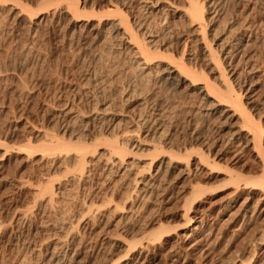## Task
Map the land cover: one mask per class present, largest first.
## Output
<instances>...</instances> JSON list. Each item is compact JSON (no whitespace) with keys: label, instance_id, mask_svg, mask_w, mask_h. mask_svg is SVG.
<instances>
[{"label":"rangeland","instance_id":"obj_1","mask_svg":"<svg viewBox=\"0 0 264 264\" xmlns=\"http://www.w3.org/2000/svg\"><path fill=\"white\" fill-rule=\"evenodd\" d=\"M143 1L0 0V264H52L50 252H66L63 264H114L127 254L125 243L161 225L171 227V235L137 248V264H264V206L254 209L261 195L253 196L252 208L243 182L240 188L227 183L231 170L259 176L263 159L252 144H238L240 129L249 130L240 114L234 116L230 105L217 106L196 85L205 77L219 79L199 52L201 44L193 42L197 35L185 15L186 1L159 0L151 11ZM199 1L207 12L208 36H218L230 50L234 85L245 88L242 102L259 115L264 0ZM122 17L140 40L153 38L149 69L121 38ZM158 53L176 62L184 55L198 75L182 78ZM67 105L81 118H65ZM103 105L118 114L113 134L133 137L136 131L142 143L128 154V162L136 160L132 177L148 174L150 161L165 163L161 171L167 176L144 197L133 193L131 176L105 168L106 146L92 142L97 130L108 135L106 122L91 118ZM66 125L76 138L88 137L92 151L97 148L95 164L86 163L83 176L74 158L44 150L53 136L63 137ZM156 146L164 152L155 153ZM173 152L187 154L183 164L167 165ZM196 152L228 171L205 165L191 177L181 176L189 155L190 163L199 162ZM198 184L218 189L194 203L191 216L198 219L199 235L184 244L180 237L190 227L183 216ZM46 186L53 187L54 202Z\"/></svg>","mask_w":264,"mask_h":264},{"label":"bare ground","instance_id":"obj_2","mask_svg":"<svg viewBox=\"0 0 264 264\" xmlns=\"http://www.w3.org/2000/svg\"><path fill=\"white\" fill-rule=\"evenodd\" d=\"M155 1L154 0H144L142 4L144 5L145 8L148 9V11H151V10L157 9L156 5H158L160 3L159 0L158 1L155 0ZM185 1L187 3L186 9H185V15L188 18L190 27L192 28V30L194 29V34L197 35L196 40H194L193 42L201 44V48L199 47L200 50L198 49L199 52L202 53L205 60L208 61V64L210 66H213L212 68L214 71L217 72L218 79H219L218 82H214L213 80H210V78L208 79V77H205L207 79H203L202 80L203 82H201V85L200 84H196V85H198L200 93L203 94L204 96L208 97V98H213L216 101L215 104L217 106H222V105H226V104L230 105L231 107H233L232 109H235L234 116L236 114L237 115L240 114L239 117L243 120V122L245 123V127H247L249 130H245V128L244 129L241 128L240 132H238V134H237L238 137L236 138V140L238 141L239 145L246 144L248 146L249 144H252L253 145V152H255L257 154V157H259V158L262 157L261 160L263 159V165H264V121H263L264 108L260 109L261 112L259 113V115L255 116L252 114V111H251L252 109H249L247 107V105L242 102V98L244 96L245 88H242L243 87L242 86L238 90V89H236V87L234 85V81L237 79L233 80V77L236 76V75H234L235 70H233L231 68L232 66H230V64L227 62V59H228V56L230 53L229 52L230 50L227 49V44L225 45L226 46L225 47L223 45V40L216 35L211 36V37L208 36V30H207V25H208L207 21L208 20H207V15H206L207 12H206L204 3L202 4L201 1H199V0H185ZM74 9L76 10V8H74ZM118 11L120 12V10H118ZM111 12H113L112 9H110L108 11V13H111ZM121 13H123V12H121ZM81 16H83V15H81ZM117 25H118V23H117ZM117 25H115V26H117ZM119 26H120L119 31L121 30V32H122L121 38L124 40V42L127 45L132 47V49L134 50L133 53H135V57H136L137 62H139L143 66V69H149L150 62L154 59V55H155V54L154 55L152 54L153 50L151 48V42H153L152 41L153 38H151L149 36L150 39H149V37L148 38L145 37L143 39L141 38V40H140V38H138V36H137L138 35L137 32H135L136 30H134L129 25V21H127L126 19H123V17H122V20L120 21ZM196 27H197V29H195ZM116 29H118V28H116ZM139 29L141 30V28H139ZM139 29H137V31ZM155 52H157V51H155ZM159 53H158L159 58L161 57L162 59H167V60L169 59L171 61V63L175 65V66H173L174 71L179 72V74L182 78L188 79L187 76L188 77L189 76L195 77L196 75H198L197 71L193 72L194 70H192L191 67L188 68V66L185 64L184 58H183L184 55L181 56L180 60H177V62H176L174 56L168 55V53L167 54H159ZM161 62L164 63L165 61L162 60ZM202 72H203V74H199V75H202V77H203L204 71H202ZM205 76H206V74H205ZM193 85H195V84H193ZM247 91H248V89H247ZM62 113L64 114V117L67 118L68 120H71V119L74 120L80 116L79 113L76 112V110H74V108L72 106H68V105L65 106ZM92 113H93L92 117H91V118H93L92 121H94V120L96 121V119H98L104 123L106 122V126H107V128L105 126H103L104 123L102 125L103 127H105L104 128V129H106L105 132L108 135L105 136V134H103V133L101 134L100 130H97V131H99L100 134L97 132L99 134V136H96L95 134H97V133H95V131L93 130L95 133L94 137L95 136L96 137L94 139H92V142H94V141L98 142L99 141V142H101V144H104L106 146L105 151H107L109 158L107 159V162H104V164L106 163L105 168H110V170L116 169V171L121 174V178L126 177V176L131 178L133 175H132V169H130V168H133L132 165L136 164V162H135L136 160L134 161V159H133V161L131 163L128 162V160H127L129 157L128 154H129V152H130V154H132L131 152L134 150H137L139 148V146H141V144H142V143L140 144L139 137L135 136V134H137V132L136 131H135L136 133L132 132V134H134L135 137L132 134L131 135L133 137H128V136L124 135L125 132L123 134H121V136L119 134H113L112 132L116 131L115 127H116V122L118 123V121H117L118 120V114L116 115L113 111L111 112L110 109L108 107H106L105 105L100 106V107L98 106L97 108H95L94 111L92 110ZM79 118H81V117H79ZM83 118L84 117H82V119ZM71 125H73V124H71ZM67 126L68 125H66V127ZM69 127H70V125L66 129H64L62 131V133L60 131V133L63 135L62 138L67 139V140L64 141V140H62L61 137H60L61 138L60 140L58 139L59 137L55 138V140H53V138H54V136H53V138L48 141V142H50V145H48L47 147H44L45 148L44 150L48 151V152L57 153L59 155H64L65 159H67L68 157L74 158L75 162H77V164L81 168L84 167L86 163H91V164H92V162L94 163L96 161V160L93 161L94 157L96 155L94 153L97 152V148L95 147L96 149L92 151L91 149H93L92 148L93 145L90 146V144H88L90 139L89 140L86 139L88 137H86L85 140H80L78 137L76 138L75 135L71 132L72 130L71 131L69 130L70 129ZM89 131H92V130H89ZM101 131H102V129H101ZM110 131L113 135L112 134L110 135V133H109ZM139 132H140V130H139ZM61 134H59V135H61ZM87 136H90V135L88 134ZM250 137H251V139H250ZM98 146H100V145L98 144ZM100 149H105V148L101 147ZM155 150H156L155 153L164 152V151H162L163 149H161V151L159 150L157 152V146L155 147ZM90 152H92L93 155H90L89 154ZM169 153L171 154V152H169ZM135 154L137 155L136 151H135ZM135 154H133V155H135ZM164 154H166V153H164ZM173 154H174V156H171V157L169 156L170 160H169V163H167V165L171 167V164H174V163L175 164H180V163L183 164L182 162L185 161L187 154L183 155L181 152L179 154H177V153L175 154L173 152ZM196 154H198L200 157L199 162L197 163L194 161V163H190V161H191L190 158L194 157V156H192V154L189 155V158L187 160V164L186 163L184 164L185 168L183 170L181 169V171H180L181 176L186 175L188 177H191L195 173L196 170H198L200 167L205 166V165H209L211 167L213 166L215 168V170H217V169L223 170V168H225L223 166H222L223 168L220 167V165H218V163L215 160L210 162L209 158H207L205 153L201 154L199 152H196ZM163 156L165 157V155H163ZM153 160H154V158H153ZM163 164H165L164 161H162L160 163V166L156 165L155 162L152 163L150 161V165L148 168V170H149L148 174H144L143 172H141L139 174H135L134 177H132L133 179L131 181L133 184V186H132L133 190L132 189L131 190L133 191V193L135 195H137V197H139L140 195H143V197L146 196L151 191L152 187L154 188L156 186V184L162 182V180L165 179L167 174H165V175L163 174L164 175L163 176L162 171H161V168H162L161 166ZM167 165H166V167H167ZM167 168H165V170ZM83 170H85V169L82 168L81 175L83 173ZM167 170H166V173H168ZM226 170L228 171V168ZM228 172L230 175L229 176L230 179L228 180L229 182H227V183H229V185L233 184L237 188H240L241 182H243L244 188L246 190H248V195H249L248 196V202L251 203L250 207L253 205L252 204L253 198H254L253 196L256 194L261 195L260 196L261 198L259 199V202L257 203V207L254 208V205L252 207L255 210H257V212L260 211V209L264 206V168L261 171V174L259 176H253V177H251V176L246 177V176H244L238 172L232 171V170L228 171ZM164 173H165V171H164ZM82 176H81V178H82ZM76 180H78V179H76ZM47 186H49V185H47ZM46 187H45V189H46V192H48L47 193L48 199L50 200V202L51 201L54 202V199H55L54 197L56 195H55L54 191L52 190L53 187L52 186H50L49 188L48 187L46 188ZM217 189H218L217 187L209 188L207 186H203L200 184L194 185L192 187L190 198L187 201L188 206L186 207L187 208L186 213L183 216V219L189 224L187 227H190V229H189L190 232H189V235L187 233H185L182 235V237H180L183 240L182 242L184 244H186L189 241L188 239H190L196 235H197L196 237H198V235H199L198 234L199 225L197 222L198 219L196 217L191 216V210L193 208L194 203L201 196H204L208 193H214L215 191H217ZM263 211H264V208H263ZM187 227L182 228V231L183 230L186 231ZM172 231H173V229L171 227L165 228L164 226L161 225V226L151 230V232L146 237H144L142 239H140V238L136 239V240L134 239L133 241H129L128 244L125 243L126 246L128 247L127 254L119 257L114 262V264H133V263L137 264V263H139V262H137V256L135 254V251L137 248L142 247V246H145V247L147 246V248L153 247L155 245L154 243L160 242L164 238L169 237L171 235ZM65 257H66V252L63 255L62 254L57 255V253L55 254L54 252H50L49 254L47 253L46 258H48L50 260V262H52V264H63L62 260H64Z\"/></svg>","mask_w":264,"mask_h":264}]
</instances>
